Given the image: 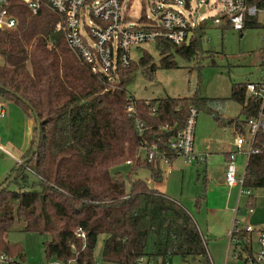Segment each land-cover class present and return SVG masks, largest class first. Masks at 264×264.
Segmentation results:
<instances>
[{"label":"trees","instance_id":"trees-1","mask_svg":"<svg viewBox=\"0 0 264 264\" xmlns=\"http://www.w3.org/2000/svg\"><path fill=\"white\" fill-rule=\"evenodd\" d=\"M11 1L18 23L0 30V54L4 58L0 100L16 102L34 121L35 111L40 137L26 164L16 168V161L0 183L14 173L12 181L17 187H10L11 181L0 190V249L12 257L9 264H25L21 249L6 238L16 218L23 221L24 230L49 235L43 241L47 258L68 264H97L93 251L101 233L105 234L104 262L137 264V257L144 255L154 264H162L177 255L183 262L191 258L210 264L203 234L188 209L150 187L145 179L133 176L145 166L152 179L161 180L160 156L148 161L141 152L143 143L155 142L173 158L176 153L169 147V138L184 122L189 107L220 112L225 98L199 93L150 99L129 96L123 78L133 61L128 68L118 70L122 80L109 87L104 76L93 73L68 48L63 34L54 27L56 16L52 12L42 8L33 15L20 0ZM155 43L161 54L172 44ZM193 46L191 39L179 50L189 54ZM151 59L145 51L140 62ZM161 64L177 65L167 55L161 57ZM246 82L232 84L230 97L241 104V111L227 122L243 123L259 109L260 99L247 94ZM130 102L135 115L144 122L141 134L126 111ZM33 130L25 157L35 146L36 122ZM253 145L257 150L248 155L243 190L264 186V127L256 132ZM122 163L131 166L126 177L113 170ZM26 167L36 175L34 184L38 187L27 184ZM246 202L252 203L251 195ZM78 226L86 233L85 241L75 234Z\"/></svg>","mask_w":264,"mask_h":264},{"label":"built area","instance_id":"built-area-1","mask_svg":"<svg viewBox=\"0 0 264 264\" xmlns=\"http://www.w3.org/2000/svg\"><path fill=\"white\" fill-rule=\"evenodd\" d=\"M20 1L33 15L39 13L42 8L52 12L56 16L54 27L63 34L68 48L87 64L93 73L104 76L107 85L112 88L116 85L112 82H117L118 70L131 65L133 45L168 41L182 46L186 43L188 31H192L191 40L194 29L202 23L206 25L204 12L209 5V0ZM215 9L217 15L212 18L214 23L241 30L248 20H252L259 12H264V0H217ZM17 23L18 17L12 11V1L0 0V30L13 28ZM246 90L249 96L260 99V106L255 114L246 116L243 123L237 122L235 147L228 151L225 161L226 182L229 185L239 183L241 189L243 176L237 175L236 155L241 152L249 155L257 150L253 140L256 132L264 127V80L247 81ZM151 110L154 113L155 106H152ZM126 111L133 117L136 130L141 134L144 122L135 115L131 102ZM197 115V107L191 105L184 122L169 138V147L187 160L197 158L193 150ZM142 148L148 161L157 156L165 163L170 160L155 142L148 145L143 143ZM17 161L19 162L20 158H17ZM244 191L246 195H250V189ZM247 210L252 211L253 207L247 206ZM235 211L237 213L238 209ZM75 234L85 241L86 233L82 227L78 226ZM205 239L203 235L207 249ZM207 255L210 264H213L208 249ZM226 255L241 264H264V224L242 223L235 218L228 230ZM11 260L12 257L0 249V264H9ZM136 262L154 264L152 259H147L144 255L138 256ZM47 264L68 262L55 259ZM162 264L170 263L165 260Z\"/></svg>","mask_w":264,"mask_h":264},{"label":"rangeland","instance_id":"rangeland-1","mask_svg":"<svg viewBox=\"0 0 264 264\" xmlns=\"http://www.w3.org/2000/svg\"><path fill=\"white\" fill-rule=\"evenodd\" d=\"M216 2L217 0H209V5L204 12L206 25L194 29V35L192 36L194 46L189 54L180 52L179 49L182 46H177L173 43L170 44L163 54L160 53L159 47L155 42L142 43L131 47L133 66L123 78L129 96L150 99L168 95L184 96L199 93L202 96L224 97L225 101L221 111L226 116L235 117L240 115L241 104L230 97L232 84L264 80V12H259L252 19V22H247L243 29L235 30L228 26L218 25L212 21V18L217 15V10L215 9ZM145 51H148L152 55V59L148 63L142 64L140 57ZM164 55L174 60L177 65L171 67L163 66L161 64V57ZM3 63L4 58L0 54V65ZM120 80L122 79L119 75L117 81ZM112 83L116 84L117 82ZM206 112H204L203 108H199L196 118L197 137H199L203 130H206L208 133L214 131L216 135L218 127L223 130L215 121L213 117L214 112H208L209 114H206ZM34 126L35 121L28 126L27 121L23 119L22 121L19 120V127L14 135L7 129H0L3 134V142L8 137L12 140L16 138L17 144L30 143L29 138L35 133L33 130ZM226 132L228 134V131ZM226 132L221 131L223 135ZM15 152L17 153L18 151L16 150ZM141 152L144 155L143 148ZM24 158L25 153L20 157V161H17L18 165L23 164L21 161ZM185 160L187 162L190 161L186 158ZM15 164V158L9 153L4 152L0 146V183L11 173ZM195 164L196 160L193 164L183 162L177 170L169 174L165 182V191L170 197L185 205L195 215L200 228L206 235L207 249L212 252L215 250L218 252L223 250V248L222 245L215 244V237L224 230L225 222L222 219H216V215L210 209L212 206L217 208L216 206L222 205L223 196L219 197L216 193L208 195L209 188H207V190L205 189L206 200L210 196L208 203L202 202L200 207L194 205L195 197L203 191L202 179L195 178ZM130 167V164L122 163L115 166L113 170L118 171L126 177ZM24 172L27 184H34L38 181L36 175L29 167L24 168ZM133 177L142 178L149 181V183H153L150 178V170L145 166L139 167ZM18 181L21 183V178H18ZM126 181L127 187H129L127 178ZM9 186L17 187L14 181ZM34 186L38 187V184H34ZM236 188L233 190L234 196H236V193H239L238 191L236 192ZM251 191L255 199V208L251 212L243 210V213L239 215V219L241 217H249L244 222H253L252 220L259 217L262 221L256 223L264 224V186L251 188ZM245 201V191H242L240 198L241 208L245 205ZM104 237V233L98 235L93 255L99 264H112L102 261ZM225 237L226 239L228 238V231ZM6 238L11 243L17 244L21 249L22 260L25 264H47L49 261L55 260L53 257L47 258L44 250L43 241L49 238V235L39 234L32 230H24L22 220L17 218L14 220L7 232ZM221 256L222 262H220L224 264L223 255L220 254ZM14 258L19 259L16 255H14ZM167 260L170 264L196 263L191 258L183 262L180 256L177 255L171 256ZM226 264L241 263L229 258Z\"/></svg>","mask_w":264,"mask_h":264},{"label":"crops","instance_id":"crops-1","mask_svg":"<svg viewBox=\"0 0 264 264\" xmlns=\"http://www.w3.org/2000/svg\"><path fill=\"white\" fill-rule=\"evenodd\" d=\"M0 103H1L0 104V129L2 128L5 130L7 129L8 131H10V133H13L14 135L15 131H17L19 127V120L20 121H22L23 119L26 120L28 123V126H30L31 123L33 124L34 118L28 115L20 107V105L17 104L16 102L11 101V100H0ZM212 112H214L213 117L215 118V121L217 122L219 126L222 127L223 130H221V128L218 127L217 135L214 131L208 133L206 130H203L201 134L199 135V137H197L196 136V124H195L193 150L195 154L197 155V158L192 159L189 162H187L183 155L176 154L173 158H171L166 163L163 161H160V167L162 170L161 180H154L150 176L153 183H149V181L147 180L146 182L148 183L150 187L158 189L162 191L164 194L168 195L167 192L165 191V182H166L167 176L171 174L172 172H174L175 170H177L183 164V162L193 164V162L196 160V164H195L196 165V177L195 178L199 180L200 178L202 179L201 184L203 186V189H202L203 191L201 194H198L195 197L194 205L197 207H200L202 205V202L208 203L210 196L207 197V200H206L205 189L207 190V188H209L208 195L216 193L219 197L223 196L222 202H221L222 205L216 206L217 208H214L212 206L210 209L211 212L216 215V219H222V221L225 222L224 230L220 232V234L217 237H215V240H216L215 244L222 245L223 250L218 251L219 252L218 255H217L218 252H216V250L212 252L208 249V253L212 259L213 264H221L222 256L220 257V254L223 255V258H224L223 263L226 264L229 259L226 255V247H227L226 245L227 239L225 237L226 233L228 229L232 226L235 218L242 223L244 221H247V219H249V217L248 218L241 217L239 219V215L243 213V210H245V212H248V210L246 209L247 205H251L253 208H255V199L253 198L252 191L250 189L252 203L250 204L245 201V205L243 206V208H241L240 198H241L242 191H244L243 187L241 189V185L239 183L229 185L225 180V161H226L228 151L235 147L234 138L236 135V123H237V120H233L232 122H227V119L236 118L237 116L235 117L226 116L224 112L222 111L218 112L217 110L210 111V113ZM206 114H209V113L206 112ZM220 130L223 132L228 131L229 135L227 134V132L225 135H223V133H221ZM32 136L33 135H31V137L29 138L30 141L32 139ZM29 144L30 143L17 144L16 138L12 140L8 137H6L5 142H3V134L0 131V145H1L2 150L6 152L7 154L9 153L12 157L15 158L16 161H17V158H20L24 155L25 151L29 147ZM20 145L21 147H19ZM14 150L15 151L17 150L18 152L16 153ZM247 158H248V155L243 152L238 153L236 155V168H237L238 177H241L244 174ZM235 187H237L236 192L237 191L239 192V193H236V196H234V193H233V190ZM245 196L247 199L248 195L245 194ZM205 205L207 206V204ZM236 208L238 209L237 213L235 211ZM191 215L195 219L201 233L206 237V235L203 233L202 229L200 228V225L198 223L197 218H195V215H193L192 213ZM252 221H253L252 223H256L262 220L259 217H256L255 220H252Z\"/></svg>","mask_w":264,"mask_h":264},{"label":"water","instance_id":"water-1","mask_svg":"<svg viewBox=\"0 0 264 264\" xmlns=\"http://www.w3.org/2000/svg\"><path fill=\"white\" fill-rule=\"evenodd\" d=\"M203 10V7H201V11ZM201 26H204V24L202 23ZM192 35V31H188L187 36H186V44H188L190 42V37ZM34 111V110H33ZM34 117H35V122H36V127H37V132H36V142H35V146L33 148V150L31 151V153L26 156L21 162L23 164H26V162L32 157V155L34 154V152L36 151L38 144H39V137H40V121L38 118L37 113L34 111ZM19 165H17L16 168H18ZM14 179V173L8 178L7 181H5L1 186H0V190L4 187H6L12 180Z\"/></svg>","mask_w":264,"mask_h":264}]
</instances>
